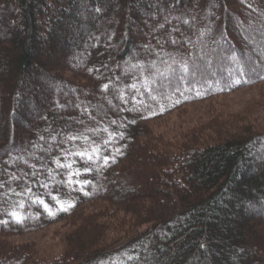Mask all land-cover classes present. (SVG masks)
<instances>
[{
    "label": "trees",
    "instance_id": "16d2710c",
    "mask_svg": "<svg viewBox=\"0 0 264 264\" xmlns=\"http://www.w3.org/2000/svg\"><path fill=\"white\" fill-rule=\"evenodd\" d=\"M261 84L264 0H0V264H264V132L151 126Z\"/></svg>",
    "mask_w": 264,
    "mask_h": 264
},
{
    "label": "rangeland",
    "instance_id": "374dc122",
    "mask_svg": "<svg viewBox=\"0 0 264 264\" xmlns=\"http://www.w3.org/2000/svg\"><path fill=\"white\" fill-rule=\"evenodd\" d=\"M105 98L107 100L109 97L106 95ZM237 116L245 118L256 129L264 132V84L187 106L159 121L151 122V126L154 131L163 134L165 137L180 140L194 127L212 119L217 117L222 119L237 118ZM32 144L28 151L36 154L34 146H40V144L37 142ZM104 206V203L87 204L83 206L81 212L90 213ZM72 227L70 220L62 221L37 232L16 236L12 240L21 244L32 243L43 251L55 253L61 250L62 239L72 232Z\"/></svg>",
    "mask_w": 264,
    "mask_h": 264
},
{
    "label": "snow or ice",
    "instance_id": "6c2138e0",
    "mask_svg": "<svg viewBox=\"0 0 264 264\" xmlns=\"http://www.w3.org/2000/svg\"><path fill=\"white\" fill-rule=\"evenodd\" d=\"M182 67L184 68L185 71H187V66H186V65H183ZM107 87H108L107 85H104V88H105V89H107ZM70 139H75V138H74V137H70ZM94 151H95V150H94ZM79 155H81V156L83 157V156L85 155V153H79ZM88 159L91 160L92 157L89 156ZM57 163L59 164V161H57ZM41 203H43V202L41 201ZM45 207H47V205H45ZM12 215H13V216H16L15 213H12ZM16 219L19 220L20 217L17 216Z\"/></svg>",
    "mask_w": 264,
    "mask_h": 264
}]
</instances>
